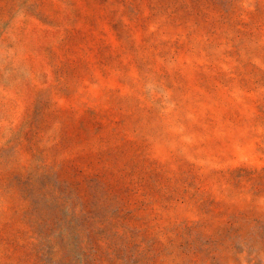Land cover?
<instances>
[{"label":"rangeland","instance_id":"1","mask_svg":"<svg viewBox=\"0 0 264 264\" xmlns=\"http://www.w3.org/2000/svg\"><path fill=\"white\" fill-rule=\"evenodd\" d=\"M0 264H264V0H0Z\"/></svg>","mask_w":264,"mask_h":264}]
</instances>
